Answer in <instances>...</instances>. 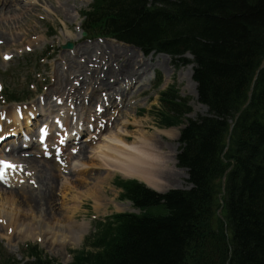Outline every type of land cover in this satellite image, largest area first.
Returning a JSON list of instances; mask_svg holds the SVG:
<instances>
[{"label":"trees","instance_id":"trees-1","mask_svg":"<svg viewBox=\"0 0 264 264\" xmlns=\"http://www.w3.org/2000/svg\"><path fill=\"white\" fill-rule=\"evenodd\" d=\"M81 16L88 33L192 62L208 112L187 118L180 130L177 165L186 168L191 187L159 194L116 178L120 198L139 212L95 220L66 264H264V67L254 78L264 59V0H93ZM251 85L223 154L229 121ZM158 94L157 125L182 123L189 99L174 83ZM232 163L221 219V177ZM26 249L23 264H63L35 245ZM19 263L0 255V264Z\"/></svg>","mask_w":264,"mask_h":264},{"label":"rangeland","instance_id":"rangeland-1","mask_svg":"<svg viewBox=\"0 0 264 264\" xmlns=\"http://www.w3.org/2000/svg\"><path fill=\"white\" fill-rule=\"evenodd\" d=\"M90 1L91 0H13V2H9L3 5V7L0 5V83L4 87V93L11 92L15 97H22L28 92L30 96V98H28L29 100H22L24 101L22 103H35L40 97L45 98V100H42V105L45 106L48 104V101L50 102V106L43 107L41 111L40 117H43V119H39L38 122L35 121L34 124L30 126L31 134L34 136L37 125L45 121V116H47L46 119H48L51 115H66L67 105H56L55 96L61 97V95H64L62 94L63 91L69 92V90L72 91L76 89L74 92L79 93L80 99L77 102L72 101V103L75 105L79 103L75 112L83 116L85 109L83 106H80L82 100L85 97L83 100V105H85V100H87L88 104V99L92 97L91 94L89 96L86 94L87 90L85 89L87 88V83H93L98 76L102 77L105 70H111L114 73L122 71L120 72L121 74L118 73L117 75H123L129 78V76L134 75V69L132 70V68L137 69L139 73H141L139 70V63L137 64V62L143 60L145 65L142 70L145 72L141 73V75L145 76L146 74L147 79H138L134 77L132 79L133 81H131L133 83L130 82L128 85L124 86V94L121 95L122 100L115 99L114 101L115 104L118 105V109L111 108L109 104L108 108L110 110L103 114L105 117L104 119L108 120L109 114L114 113L110 118L111 126H109V131L114 129L120 131V128L127 127L126 130L129 132V136L128 138H124L125 140L127 138V142H133L135 137L141 136L143 132L153 136L163 131L159 137H154L155 143L157 146L160 145L164 151L169 152L171 158L174 154L176 161V154L179 147L178 134L182 126L180 124L169 128L159 127L157 125V120L151 115V111L159 104L157 90L163 89L166 85L173 82L177 84L180 95L189 99L188 104L191 107V112L182 118L183 122H185L187 118H195L198 115L207 113V109L202 106L195 93L196 86L193 84L194 81L192 80L191 64L185 63L178 58H172L166 54L164 55L167 57H164L163 53L152 52L145 54L131 47L129 44L112 42L110 41L111 39L108 38H89L88 35L84 37L82 30L79 28V26H81L80 12L88 7ZM67 41L73 44L72 47L70 49H62L61 45L65 44ZM78 45H82L84 48ZM77 46L79 50H77ZM81 53L84 54L83 57ZM6 56L9 58L6 59ZM68 57L73 58L68 59ZM83 58L85 62H83ZM88 65L89 68H87ZM152 66H155V68H152ZM76 67L78 73L75 71ZM80 67L82 69H80ZM87 69H91L94 73H90L91 75L87 76ZM127 69L128 72L126 71ZM83 72L84 75H82ZM107 76L108 75H105L104 79H106ZM54 79L55 82H53ZM159 80L162 81V84L158 89H155V83H158ZM110 83H112L111 86H115L113 77H110ZM91 86H93V84H91ZM119 86L121 85L118 84V89ZM129 86L130 88L127 90ZM61 87L63 90H61ZM53 88L59 91L57 92ZM51 89H53V91H50ZM96 89V98L98 99L93 100L91 104L89 103L91 105L90 110L92 111L95 102L102 104L99 94L101 93V96H104V93L110 90L109 88L102 87ZM114 92L118 94V91L114 90ZM127 92L128 95L125 97ZM50 94L52 96L54 95V97H51ZM68 97H70V95H68ZM70 98L74 99V97ZM110 98H112V95L109 96V99ZM63 100L65 101L64 97ZM111 100L109 102H111ZM16 103L18 102L4 101L0 96V110H5L9 113V111H13V107H15ZM69 104H71V102H69ZM86 116L82 118L83 121L85 120L88 122L89 114ZM66 121V124H68L69 117L66 118ZM121 121H126L128 126L124 125V127H122L120 124ZM11 123L15 124L14 121H11ZM172 128L177 132V138L173 137L174 134H170L171 132H169L168 129ZM169 134L173 136L170 137L168 136ZM87 135L86 133L82 135V141H80L78 145H75V150L82 149L86 146L90 147L91 142L87 140ZM91 135L93 136V138H90L93 141L92 144L96 145L98 143V139H96L98 136L94 137L96 132ZM91 135L90 137H92ZM17 142L15 146L19 147L21 140L18 139ZM36 146L33 140V143L29 144V151L24 152L36 157L38 156L34 154V152L37 151ZM1 149L2 148H0V155L2 154ZM82 150L84 151V149ZM84 152L88 156L86 161L89 165H82L81 156L77 155L78 153L73 154V156L76 155V157L72 158L71 166H66L61 170L57 169L54 181H52V175V177L48 179V184L51 185L53 194L49 197L51 198V202L49 206H47L46 217L49 221L57 218L62 219L65 218L64 216L66 215H72V211L70 210H75L74 220L83 223L85 228H87V233L84 235L85 237L91 231L93 221L96 219L105 217L114 212H134V208L129 201L120 199V189L113 184L114 177L122 178L123 175L121 174V176L119 172L111 171L107 165H98L99 159L93 155V149L87 148ZM7 156L18 158L11 152L7 154ZM91 163H96L97 165ZM174 164H176V168L171 163V168L165 170L161 176L165 184H167L164 192L170 189H187L190 186L187 180L186 170L180 168L177 165V161ZM46 165L54 168L50 163L48 164L46 162ZM33 172L34 171H32V173ZM33 176L35 183H33V179H27L21 183L20 176L15 177V182L11 180V184L14 183L17 188L21 187L22 189H17L19 191L32 189L37 193L39 183L36 182V175L34 174ZM105 176H108V178L102 182V192L97 198V202L95 201L96 196L92 188L94 183L100 180V177ZM25 179L26 177L23 178V180ZM26 186L29 187L26 188ZM0 188L3 189L0 190L2 193H5L4 190L7 189L14 190L13 188H7L3 184H0ZM44 188L46 187L43 186V189ZM97 190L99 195V189ZM12 194L6 197L7 200L4 199L2 201L5 208L17 211L22 216L24 215L25 219L28 218L27 220H29V212L32 214V217L33 215L38 217L40 214L38 209L36 210L35 208L33 210L28 204L24 203L23 198L20 197L19 194L15 196ZM218 197L220 206H222V194H219ZM95 202H97L99 206H96ZM76 205L79 206L75 208ZM78 208L79 210L77 211ZM217 214L222 217L219 208ZM40 216L43 217V214H40ZM1 219L2 218H0V220ZM2 224L3 223L0 221V255H11L18 260L24 258L21 254L22 250H24L23 246L27 243H34L37 244L47 257L54 259L58 263L66 264L71 260V252L80 249L84 242V237H82L79 243H68L65 247H62L57 240L52 243L50 240H46L36 233L25 236L22 233H14L11 226L9 229L6 228L7 226H4L6 229H1ZM36 231L37 230H35V232Z\"/></svg>","mask_w":264,"mask_h":264},{"label":"bare ground","instance_id":"bare-ground-1","mask_svg":"<svg viewBox=\"0 0 264 264\" xmlns=\"http://www.w3.org/2000/svg\"><path fill=\"white\" fill-rule=\"evenodd\" d=\"M9 2H13V0H0V5H2V7H3V5H5ZM110 41L117 42L115 40H110ZM117 43H119V42H117ZM78 46H82V45H78ZM78 46H77V50H79ZM83 55L84 54L81 53L82 57H83ZM90 56H91V54H90ZM163 56L167 57L164 54H163ZM70 58H73V57H68V59H70ZM138 63H139L140 72L144 73L145 71L142 70V68H144V65H145L144 61L141 60V62L138 61L137 64ZM74 66H76V65H74ZM77 67H76V70L74 69L76 71V73H78ZM152 68H155V66H152ZM80 69H82V68L80 67ZM133 69H134V75L129 76V78H127V76L124 77L123 75H121V76L117 75L118 73H120L122 71H119L118 73H114L111 70H108V71L105 70L104 75L102 77L98 76L96 81H94L93 83H89V84L87 83V88H86L87 89V92H86L87 96H89L90 94L92 96V97H90L91 99L90 98L88 99L89 103L91 104V102L93 100L98 99V98H96V95H97V89L96 88H99V87L109 88L110 90L105 92L104 96H101V93L99 94L100 95L99 96L100 101L103 103V104H101L102 108H103L102 110L105 111V113L110 110L108 107L104 106V102L107 100L109 102L111 99H112L110 102L111 108L113 107V109H118V105H116L114 101H115V99H117V100L121 99L122 100L121 95L124 94V86L128 85L131 81H133L132 79L134 77H136L138 79H147L146 74H145V76L141 75V73H139V71L137 69L132 68V70ZM80 71H79V73H80ZM126 71L128 72V69ZM84 72L82 75H84ZM86 72H87V76L88 75L90 76L91 74L94 73V71H91V69L90 70L87 69ZM109 74H111V75H109ZM105 75H108L106 77V79H104ZM110 77H113L114 82H115L114 83L115 86H111L112 83H110ZM64 83H66V82H64ZM131 83H133V82H131ZM91 84H93V86H91ZM118 84L121 85V86H119V89H121L122 91L118 89ZM193 84L196 86L195 82H193ZM94 85H97V86H94ZM130 86L128 87L127 90H129ZM53 89L56 90L57 92L59 91L56 88H53ZM53 89H51L50 91H53ZM93 89H95V90H93ZM61 90H63V88ZM114 90L118 91V94H117V92L115 94ZM90 91H92V92H90ZM63 93H65V91H63ZM111 95H112V98L109 99V96H111ZM127 95H128V92H127V94H125V97H127ZM70 97H74V99L77 101L79 99L80 95L78 92H74V90H73L72 94H70ZM42 98L43 97L39 98L36 101V103H38V104H36V107L38 110H35L33 108L34 107L33 105L30 107V109L33 108L32 109L34 111L33 115H36V118H35L36 122H38L39 119L40 120L43 119V117L42 118L40 117V114H41L43 107L50 106L49 101H48V104H46L45 106L42 105V100H43ZM82 103H83V100H82ZM89 103L87 104V107H86V102H85V105H83V108L85 109L83 112L84 115L79 116V119H83L82 117H85L87 114H89V117L95 115V112H93L92 110H91L92 114L90 113L91 112L90 111L91 105ZM97 103L98 102H95L93 104V108H95L98 105ZM203 107H205V106H203ZM17 111L18 110L15 111V108H14L13 111H9L8 114L6 113L7 116L5 117V120L7 119L10 122V124H14V123H11V121H14L15 125H17L18 127L24 128V126H25V128L27 130L29 129L31 131V128L29 127V120H28V118L30 117L29 114H27L25 112L24 115H22V118H24V119L21 120V119H19V117H17ZM111 115H114V113L109 114L108 120H106L105 125H103L104 127H102L103 129H101V125H99L98 123L95 124V130L92 133L94 134L96 132V135L94 137L98 136L96 138V139H98V143L96 145H93L92 144L93 141L90 139L89 140V142H91L90 147L86 146L82 149H84V151L87 148L93 149V155L99 159L98 165H107L111 171L119 172L120 175L122 174L123 176L136 178V179L142 181L143 183H145L148 187H150V188H152L158 192H163L165 190V187L167 184H165V181H163V177H161V176L163 175L165 170L171 168V166H170L171 163L176 168V164H174L176 162L174 154L171 158L169 152L164 151L160 145L157 146V144L155 143L154 137L155 138L157 136L159 137L160 134L163 133V131H160L153 136L148 135V134L143 132V134H141V136L140 135L136 136L135 140L133 142H127L129 132L126 130L127 127H124V125L126 126L128 123L126 121H121L120 124L124 128H120V131H117L116 129L109 131V126H111V124H110ZM102 117H104L103 114L100 115V118H102ZM46 118H47V116L44 117V119H45L44 122L48 123L49 119L53 118V116H51L48 119H46ZM98 118L99 117H96L93 119L98 120ZM24 120H25V122H24ZM94 120H91V121L88 120V122L87 121L86 122L89 126H93ZM114 120H115V118H114ZM20 121H22L24 123H22ZM34 122H33V124H34ZM2 124H3V121L1 120V115H0V128H1ZM18 130H21V128H18ZM168 130H169V132H171L170 134H174V136L173 135H171V136L177 138V132H175V129L172 128V129H168ZM84 133L88 134L86 136L88 138L92 134V133H90V131H87ZM84 133L81 131H78L77 137L82 136ZM170 134L168 136H170ZM62 135L63 134L59 135L58 138L61 137ZM125 137H127L126 140L124 139ZM90 138H93V136ZM5 141H6L5 144H3V143L0 144V148H2L1 151H3V148H5V145L7 143L11 144L10 139H5ZM17 141L18 140L16 138L13 140V143H12L13 146L15 144L17 145V143H18ZM68 142L71 143L72 140L71 141L69 140ZM101 142H103V143H101ZM19 146H22V144L19 143ZM28 146H29V144H28ZM28 146L25 143L22 147L26 148ZM19 149H20V147L15 146L14 150L11 153L16 155L20 161H22L26 164L27 167L25 166V168H26V170L29 171V173L31 171H34L28 179L34 180L33 175L35 174L37 177L36 182L39 183V188H38L37 193H35L34 190H32V189L31 190L26 189V190H21V191L17 190L18 188H21V187H18V188L15 187L16 190L15 189L14 190H11V189L4 190L5 193H2L0 191L1 192L0 193V200H1L0 218H2L0 221L3 223L1 226V229H4L5 228L4 226H7L6 228L9 229L11 226L14 233H22L25 236H27L28 234H32V233L35 234L36 233L38 236H42L44 239L50 240V242H52V243L57 240L62 247H65V245L68 243L69 244L79 243L81 238L84 237V235L87 233V228H85L83 223H79L76 220H74L73 217H74V214L76 212L75 210H73V209L70 210V211H72L71 212L72 215L71 216L66 215V216H64L65 218H62V219L57 218L55 220L49 221V220H47V217H46V211L48 209L47 206H49V204L51 202V198H49V197H51V195L53 194L51 185L48 184V181H49L48 179L53 176L52 181H54L56 178V170L57 169L61 170L62 168H65L66 166L70 167L72 164V158H75L76 155L73 156V154L68 152V150H67V152L64 151L62 153V158H61V160H62V164H61L62 167H61L55 161L53 162L51 160H46L42 156V152L40 153L41 154L40 156L33 157L31 155L28 157H24L21 154L23 151H19ZM82 149L80 148V149L76 150V152L78 153L77 155L81 156V161L83 163L82 165H84V164L89 165V164H87V161H86V158H88V156L85 154V152ZM39 152L40 151H35L34 154H39ZM83 152H84V154H83ZM24 153L25 152H23V154ZM46 162L48 164L50 163L54 168L48 167L46 165ZM91 164L95 165L96 163H91ZM87 173H88V171H87ZM17 175H20V174L17 173ZM4 176H5V178H3V179H7V180L11 179V175H8L7 172H6V174H4ZM107 178H108V176L100 177V180H97L93 185L92 189H93L94 195L96 196L95 201H97V202H98L97 198L100 196V194L102 192V187H101L102 182H104ZM52 181H51V183H52ZM43 186H45L46 188L43 189ZM28 187L29 186H26V188H28ZM9 188H13V187H9ZM23 189H25V188H23ZM97 189H99V195H98ZM0 190H3V189L0 188ZM35 190H37V189H35ZM16 191H17V193H16ZM10 194H12L14 196L19 194L20 197L23 198L24 203L28 204L33 210L35 208H36V210L38 209L40 214H43V217H41L40 214L38 215V217L36 215H33V217H32V214L29 212V216H28L29 220H27L28 218L25 219L24 215L22 216L17 211H13L10 208L9 209L5 208L4 204H2V201L4 199L7 200L6 197H9L8 195H10ZM3 195H4V197H3ZM47 198H49V199H47ZM97 202H95V204H96V206H99V204ZM78 206L79 205H76L75 208H77ZM14 209H15V207H14ZM78 210H79V208L77 209V211ZM25 216H26V214H25ZM35 230H37V231L35 232Z\"/></svg>","mask_w":264,"mask_h":264},{"label":"snow or ice","instance_id":"snow-or-ice-1","mask_svg":"<svg viewBox=\"0 0 264 264\" xmlns=\"http://www.w3.org/2000/svg\"><path fill=\"white\" fill-rule=\"evenodd\" d=\"M6 59H8L9 57H5ZM75 151V149H74ZM0 164H2L4 167L3 168H0V179H3L5 178L4 176V173L6 171L7 168H12L13 170H16L17 168H20L22 169V165L21 166H18V165H15V164H12L10 161H4V160H0ZM33 183H35V181H33Z\"/></svg>","mask_w":264,"mask_h":264},{"label":"water","instance_id":"water-1","mask_svg":"<svg viewBox=\"0 0 264 264\" xmlns=\"http://www.w3.org/2000/svg\"><path fill=\"white\" fill-rule=\"evenodd\" d=\"M66 47H71V43L69 42V43H67L66 45H65ZM260 69V68H259ZM251 92V91H250ZM250 92H249V94H250ZM241 111H242V109L236 114V116H235V120L237 119V117L239 116V114L241 113ZM226 174V173H225ZM225 174L223 175V177H225Z\"/></svg>","mask_w":264,"mask_h":264}]
</instances>
